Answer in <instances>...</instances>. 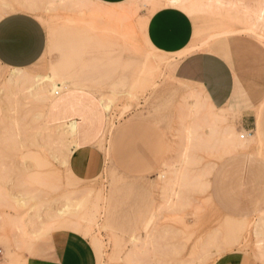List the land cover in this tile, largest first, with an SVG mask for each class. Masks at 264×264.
<instances>
[{
    "label": "rangeland",
    "instance_id": "obj_1",
    "mask_svg": "<svg viewBox=\"0 0 264 264\" xmlns=\"http://www.w3.org/2000/svg\"><path fill=\"white\" fill-rule=\"evenodd\" d=\"M176 2L0 0V17L31 14L47 34L37 63L0 67V264H25L60 229L87 238L97 264L231 257L264 264V208L233 218L209 191L213 169L231 153L252 150L264 161L259 125L252 134L238 132L234 114L173 73L191 54L223 59L258 99L256 113L264 102V0ZM165 6L198 13L188 15L190 46L176 55L145 40L147 18ZM53 84L57 94L82 90L98 100L105 127L93 147L100 161L93 177L72 172L70 129L46 121Z\"/></svg>",
    "mask_w": 264,
    "mask_h": 264
},
{
    "label": "crops",
    "instance_id": "obj_2",
    "mask_svg": "<svg viewBox=\"0 0 264 264\" xmlns=\"http://www.w3.org/2000/svg\"><path fill=\"white\" fill-rule=\"evenodd\" d=\"M94 1L104 6H116L128 0ZM188 15L195 18L198 13L189 14L170 6L152 13L144 30L148 46L168 55L185 51L194 32ZM46 46V30L33 15L11 12L0 17L1 68H29L41 59ZM225 64L223 59L195 53L183 58L176 68L174 65L173 73L180 81L200 86L206 101L234 114L238 132L252 134L259 125L264 141V102L255 113L258 99L242 90L234 72ZM45 118L49 125L66 126L73 133L76 145L70 160L72 172L81 178L96 175L100 161L93 147L105 127L96 97L82 90L57 94L47 106ZM209 191L222 213L238 219L254 216L264 208V161L252 150L231 153L213 169ZM25 264H97V259L87 238L60 229L50 233L39 253L28 257ZM217 264H245V259L231 257Z\"/></svg>",
    "mask_w": 264,
    "mask_h": 264
},
{
    "label": "bare ground",
    "instance_id": "obj_3",
    "mask_svg": "<svg viewBox=\"0 0 264 264\" xmlns=\"http://www.w3.org/2000/svg\"><path fill=\"white\" fill-rule=\"evenodd\" d=\"M176 1H178V0H169V2L171 3V4H174V3H177ZM24 5H33L32 7H34V4H32V3H30V4H23V5H21V6H24ZM26 6H24V7H26ZM21 8H23V7H21ZM25 10V9H24ZM106 15H108L109 17L110 16H114L115 15V13H114V11L113 12H108ZM53 87H54V93L55 94H57V92H56V90L58 89V85L57 84H53ZM47 104V103H46ZM207 119V118H206ZM197 120V119H196ZM208 120V119H207ZM197 122V121H196ZM209 122H211V124H214L215 123V121L212 119V118H210V120H208V123ZM187 127V126H186ZM72 130H73V128H72ZM244 137V136H243ZM185 139V138H184ZM241 147V146H240ZM210 171V170H209ZM188 185V184H187ZM83 192V191H82ZM81 192V193H82ZM77 195V194H76ZM79 195H80V193H79ZM79 195H77V196H79ZM155 236V235H154ZM163 254V253H162Z\"/></svg>",
    "mask_w": 264,
    "mask_h": 264
},
{
    "label": "built area",
    "instance_id": "obj_4",
    "mask_svg": "<svg viewBox=\"0 0 264 264\" xmlns=\"http://www.w3.org/2000/svg\"><path fill=\"white\" fill-rule=\"evenodd\" d=\"M241 138H243V136H241Z\"/></svg>",
    "mask_w": 264,
    "mask_h": 264
}]
</instances>
